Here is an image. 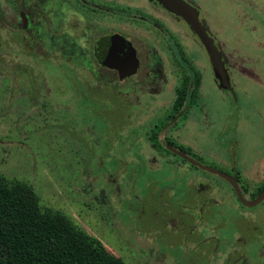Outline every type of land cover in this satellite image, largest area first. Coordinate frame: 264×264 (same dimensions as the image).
<instances>
[{
  "label": "rangeland",
  "instance_id": "rangeland-1",
  "mask_svg": "<svg viewBox=\"0 0 264 264\" xmlns=\"http://www.w3.org/2000/svg\"><path fill=\"white\" fill-rule=\"evenodd\" d=\"M8 1L0 0V174L28 183L42 210L63 213L126 264H264V203L246 211L215 175L153 148L151 131L167 117L177 76L158 95L122 89L124 121L117 126L114 105L61 68L45 52L43 34L26 60L20 33L13 57ZM198 3L233 89L216 87L193 38L152 15L156 26L139 28L143 43L159 48L156 32L170 31L203 72L192 111L168 137L219 170L237 148L242 179L254 189L264 156V138L252 135L264 133V0ZM190 213L193 219L184 215Z\"/></svg>",
  "mask_w": 264,
  "mask_h": 264
},
{
  "label": "flooded vegetation",
  "instance_id": "flooded-vegetation-1",
  "mask_svg": "<svg viewBox=\"0 0 264 264\" xmlns=\"http://www.w3.org/2000/svg\"><path fill=\"white\" fill-rule=\"evenodd\" d=\"M182 1L196 12L199 22L221 54L225 73L220 79L215 78L209 56L188 24L181 17L165 8L158 0L119 1L124 6L113 3V0H9L10 12L8 16L13 34V46L16 45L18 35L24 34L22 43L27 51L26 55L24 53L27 60L31 57L32 43L43 34L45 52L54 58L61 68H70L73 76L77 75L75 78L78 82L94 84L93 96L114 105L115 108L113 111H109V114L111 113L117 126L124 121V112L120 103V100L124 98L122 89L126 92L127 90L146 91L152 95H158L163 90L162 86L168 83L174 73L179 79V85L173 93L174 102L167 117L152 128L150 140L153 148L177 157L193 169L198 168L166 148V145H169L197 161L189 150L175 139L168 137L170 131L180 129V125L187 120L192 106L195 104L197 90L203 80L202 69L195 63L197 57L187 54L184 45L170 31L165 32L166 35L156 32L163 39L159 48L143 43L139 37L140 27L145 25L151 29L156 26L155 17L152 15L161 16L174 27V34L183 32L189 38H193L198 47L202 49L206 61L208 60L216 87L222 93L231 91L233 89L232 72L220 45L215 41L206 25L203 9L198 3L199 0ZM129 23L134 25L135 30L127 28ZM16 47L18 44L11 48L13 57L20 55ZM39 50L41 51V49ZM204 65H206L205 62ZM235 66L242 75L258 81L249 69L238 64ZM154 130L156 133L153 132ZM252 135L254 140L264 138V133H252ZM153 138L156 140L154 141ZM236 144V140H234L233 145ZM193 155L195 154L193 153ZM223 162L219 165L223 169L217 170L234 178L246 200H253L264 191V156L258 173L261 182L254 189L248 188L247 180L242 179L244 169L237 148L230 154L228 162L225 159ZM215 176L219 182L221 181L229 187L237 203L246 211H250L248 209L252 207H245L238 201L232 186L224 178ZM262 203H264V199L255 206ZM184 215L193 219L191 213Z\"/></svg>",
  "mask_w": 264,
  "mask_h": 264
},
{
  "label": "trees",
  "instance_id": "trees-1",
  "mask_svg": "<svg viewBox=\"0 0 264 264\" xmlns=\"http://www.w3.org/2000/svg\"><path fill=\"white\" fill-rule=\"evenodd\" d=\"M0 264L126 263L63 213L42 210L28 183L0 174Z\"/></svg>",
  "mask_w": 264,
  "mask_h": 264
},
{
  "label": "water",
  "instance_id": "water-1",
  "mask_svg": "<svg viewBox=\"0 0 264 264\" xmlns=\"http://www.w3.org/2000/svg\"><path fill=\"white\" fill-rule=\"evenodd\" d=\"M158 1L165 8H167L169 11H171V12L175 13L176 15H178L179 17H181L188 24L191 31L198 37L201 44L204 46V48H205V50L209 56V60H210L211 66L213 68L215 78L220 79L221 76L223 75V73H225L224 63L221 59V54L219 53V51L214 46L213 40L208 36L204 27L199 22V20L197 18V14L193 10V8H191V6H189L188 4L183 2L182 0H158ZM166 148L168 150H170L172 153H174L175 155L182 158L183 160L187 161L189 164H191L193 166H197L198 168H200L202 170H205L211 174H214V175H217L221 178H224L232 186V188L235 191V194H236L238 201L243 206L253 207L264 199V191H262L255 199L250 200V201L246 200L242 196V194H241V192H240V190H239V188H238L233 177H231V176H229V175H227V174H225V173H223V172H221L215 168L202 165L201 163H199V162L195 161L194 159L188 157L184 153L173 149L169 145H166Z\"/></svg>",
  "mask_w": 264,
  "mask_h": 264
}]
</instances>
